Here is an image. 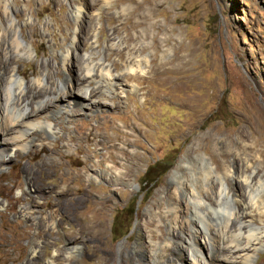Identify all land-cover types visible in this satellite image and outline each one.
I'll list each match as a JSON object with an SVG mask.
<instances>
[{"label": "rangeland", "instance_id": "obj_1", "mask_svg": "<svg viewBox=\"0 0 264 264\" xmlns=\"http://www.w3.org/2000/svg\"><path fill=\"white\" fill-rule=\"evenodd\" d=\"M0 1L29 50L10 61L24 84L66 76L60 55L81 30L71 74L93 49L121 87L91 96L97 108L70 106L73 116L50 119L58 136L38 130L0 164V264H176L171 250L186 249L165 200L181 155L264 177V0ZM247 264H264V243Z\"/></svg>", "mask_w": 264, "mask_h": 264}, {"label": "bare ground", "instance_id": "obj_2", "mask_svg": "<svg viewBox=\"0 0 264 264\" xmlns=\"http://www.w3.org/2000/svg\"><path fill=\"white\" fill-rule=\"evenodd\" d=\"M102 2L109 3L108 0ZM94 3L97 2H93V5ZM81 6L75 8V19L80 17ZM5 10V5L0 1V145L4 144V148L0 147V164L12 160L9 156L12 151L29 150L33 135L38 130L47 135L58 136L60 130L51 124L50 119L73 116L77 111L69 108L70 106L75 105L82 111L97 108L103 103L92 101L91 96L99 93L107 98L109 94L113 95L117 89H121L118 75H113L112 69L106 63L107 55L104 58H96L93 49L89 52L83 51L77 68L80 73L75 76L71 74V67H67L69 58L74 55V50L79 48L81 42L87 41L88 33L81 30L70 42L74 48L70 50L68 46L60 55L64 69L68 70L66 76L61 77L59 71H56L59 81H55L49 72H46L24 84L20 74L13 72L10 61L17 57L20 49H23L26 55H29V50L21 45L11 29L13 22L9 20L10 17L8 19L4 16ZM93 37L94 34L90 36ZM75 40L77 43H74ZM112 43L110 42L109 46L113 45ZM106 50H109V47ZM75 65L74 62L71 64L72 67ZM46 66L47 64L42 65L44 71ZM129 71L134 69L130 68ZM91 84L94 85L91 87ZM75 88L80 90L81 94L73 91ZM52 92V96L48 97ZM62 94L65 95L61 97ZM34 112H43L44 115L39 118L34 116ZM187 156L181 155L171 171L170 180L174 188L167 192L165 200V211L171 213L172 220L178 227L171 237L173 240H179L186 249L183 251L179 242L181 246L177 244L178 246L171 250L176 253L178 260L174 263L247 264L264 243V177L253 173L254 175H235L232 178L227 164L214 168L203 157L193 162ZM239 168L240 166H236L234 171L238 172ZM248 168H252L248 163L241 167L242 171ZM95 174L99 175V172L95 171ZM122 176L116 174L110 178L114 181L123 180L125 177ZM231 178L234 179V186ZM239 184L244 188L243 194L237 191ZM177 190L181 193V199L176 202ZM22 211L27 213L26 209ZM181 235L184 236L183 239H179ZM158 238H162V234L158 235ZM200 238H203V243Z\"/></svg>", "mask_w": 264, "mask_h": 264}, {"label": "trees", "instance_id": "obj_3", "mask_svg": "<svg viewBox=\"0 0 264 264\" xmlns=\"http://www.w3.org/2000/svg\"><path fill=\"white\" fill-rule=\"evenodd\" d=\"M152 166H154V165H152ZM168 168H169V167H167V168L164 170V172H166V171L168 170ZM164 172H162V173H164ZM162 173H161V172H158V173L154 176V178H157V177L160 176ZM154 178H153L152 180H154ZM145 181H146V180H145ZM126 209L128 210V213H129L130 215H131V214H134V204H132V205H130V206H127ZM116 220H117V217L115 216V217H114V223H115V224H114L113 227H112L113 234H116V229H117ZM129 230H130V228L127 229V231H126L125 234H127V233L129 232Z\"/></svg>", "mask_w": 264, "mask_h": 264}]
</instances>
